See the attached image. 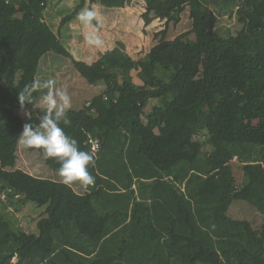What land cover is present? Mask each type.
<instances>
[{"label": "trees", "instance_id": "trees-1", "mask_svg": "<svg viewBox=\"0 0 264 264\" xmlns=\"http://www.w3.org/2000/svg\"><path fill=\"white\" fill-rule=\"evenodd\" d=\"M132 1L80 0L61 28L88 3ZM48 6L0 0V188L46 206L38 232L22 230L0 198V264H264V224L228 213L243 200L264 216V0H145L146 25L165 27L144 57L120 42L96 61L74 59L89 83L105 82L60 123L95 158V183L82 192L17 167L23 125L44 114L43 89L23 105L29 118L17 113L19 92L37 81L46 53L72 58L46 23ZM185 11L190 29L171 38ZM229 15L241 28L219 30ZM141 182L148 191L137 192Z\"/></svg>", "mask_w": 264, "mask_h": 264}, {"label": "rangeland", "instance_id": "rangeland-1", "mask_svg": "<svg viewBox=\"0 0 264 264\" xmlns=\"http://www.w3.org/2000/svg\"><path fill=\"white\" fill-rule=\"evenodd\" d=\"M48 1L46 23L58 35L60 34L62 41L71 52L72 58L55 52L46 53L40 61L37 81L43 82L48 78H54L57 87L66 89L71 96V108H81L88 99L105 87V82L103 81L95 84L89 83L75 67L74 59L88 62L96 61L107 52L113 50L120 42L126 44L134 57H144L156 43L154 34L165 27V20L160 19H156L149 26L146 25L142 17L145 11V0H133L127 8H106L103 5H94L100 17L99 35L104 41V46L97 48L86 43L85 37L92 29L82 25L77 20V15L61 28L63 18L75 11L80 0ZM88 7H90L89 3L84 8ZM209 7L212 8V6ZM219 19L217 28L221 31L230 30L234 32L241 28L237 18L234 16H220ZM190 25L189 11H185L177 24H171L170 37L175 38L179 34L186 32L190 29ZM154 104L155 101H152L151 106ZM17 113L25 118L31 116V110L27 107L19 108ZM201 137H203L201 133L197 132L195 134L196 139ZM207 149L210 150L211 147L208 146ZM233 165L239 181H243L242 165L239 164L237 158L234 159ZM17 167L38 176L61 181L57 171H54L47 164L46 157L41 150L26 149L22 144H19L18 148ZM1 183H3L2 180H0ZM71 185L77 191H83V187L79 182ZM135 187L138 193H140V190L146 192L149 189L148 182L137 183ZM7 196V193L0 188V198H4L8 204L6 212L18 219L22 230H36L38 232L37 221L45 212L46 206H39L36 202L26 200L23 197L9 199ZM228 213L235 219L252 221L256 228H261L264 224V216L243 200L234 201Z\"/></svg>", "mask_w": 264, "mask_h": 264}, {"label": "clouds", "instance_id": "clouds-1", "mask_svg": "<svg viewBox=\"0 0 264 264\" xmlns=\"http://www.w3.org/2000/svg\"><path fill=\"white\" fill-rule=\"evenodd\" d=\"M77 20L92 29L85 37L86 43L97 48L103 47L104 41L99 35L100 17L95 7L82 9L77 13ZM39 89L47 90L40 97L44 114L37 125H23L19 143L26 149L42 150L46 158L55 159L60 164L57 174L63 184L79 182L83 187L93 185L95 176L89 169L95 166L94 156L80 150L77 141L68 136L60 126L61 121L64 124L70 123L66 113L71 108V96L66 89L57 87L54 78H48L43 82L34 81L24 86L18 95L21 106L25 103L32 104L33 93Z\"/></svg>", "mask_w": 264, "mask_h": 264}, {"label": "built area", "instance_id": "built-area-1", "mask_svg": "<svg viewBox=\"0 0 264 264\" xmlns=\"http://www.w3.org/2000/svg\"><path fill=\"white\" fill-rule=\"evenodd\" d=\"M90 143L92 145L91 147V150L94 154H97V151L99 150L100 148V144H99V141L98 139H95L93 136L90 138Z\"/></svg>", "mask_w": 264, "mask_h": 264}, {"label": "crops", "instance_id": "crops-1", "mask_svg": "<svg viewBox=\"0 0 264 264\" xmlns=\"http://www.w3.org/2000/svg\"><path fill=\"white\" fill-rule=\"evenodd\" d=\"M43 91H44V93L47 91L46 89H43ZM86 103V102H85ZM79 105V104H78ZM32 174H34V173H32Z\"/></svg>", "mask_w": 264, "mask_h": 264}]
</instances>
